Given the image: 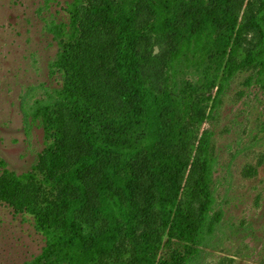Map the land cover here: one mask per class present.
Segmentation results:
<instances>
[{
    "label": "trees",
    "instance_id": "trees-1",
    "mask_svg": "<svg viewBox=\"0 0 264 264\" xmlns=\"http://www.w3.org/2000/svg\"><path fill=\"white\" fill-rule=\"evenodd\" d=\"M254 3L242 18L239 0H74L67 22L48 25L61 87L25 109L26 125L43 129L41 179L0 182V200L33 216L45 239L34 264H100L122 241L134 264H192L220 222L214 133L202 128L239 72H255L264 89V0ZM86 16L95 38L103 18L111 24L104 65ZM142 166L159 231L146 226L135 191ZM35 178L59 196L14 202L11 189Z\"/></svg>",
    "mask_w": 264,
    "mask_h": 264
},
{
    "label": "rangeland",
    "instance_id": "rangeland-1",
    "mask_svg": "<svg viewBox=\"0 0 264 264\" xmlns=\"http://www.w3.org/2000/svg\"><path fill=\"white\" fill-rule=\"evenodd\" d=\"M73 1L0 0V182L5 185L13 175L33 174L41 179L35 167L44 151L43 129L26 125L25 109L41 100L46 90L61 87L60 76L50 72L58 45L48 25L67 22L66 10ZM239 1L242 18L256 11L254 0ZM86 19V31L102 49L95 51L103 57L99 64L104 65L109 57L105 40L112 38L111 24L103 18L99 39L95 38V23L90 16ZM245 38V46L254 42L250 32ZM256 75L239 72L220 108L202 128V132L214 133L217 165L212 214L220 215V222L192 264H264V89L256 83ZM81 150L75 145L74 155ZM190 172L189 168L184 184ZM135 191L145 211L146 226L159 231L156 194L143 166ZM11 193L14 202L22 198L54 200L59 196L36 178L19 184ZM45 244L33 216L0 200V264H34ZM117 248L100 264H134L131 244L122 241ZM166 256L163 250L161 257Z\"/></svg>",
    "mask_w": 264,
    "mask_h": 264
}]
</instances>
